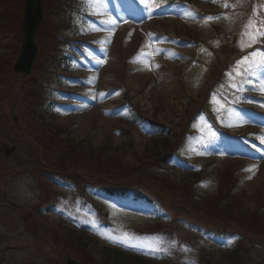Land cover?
<instances>
[{"label":"rangeland","instance_id":"rangeland-1","mask_svg":"<svg viewBox=\"0 0 264 264\" xmlns=\"http://www.w3.org/2000/svg\"><path fill=\"white\" fill-rule=\"evenodd\" d=\"M139 1L141 3L140 9L131 6V9L128 11H120L118 13L119 17L117 19V25L115 27L111 26V28L96 20L97 17H99L100 20H107L106 18L116 19L113 15L114 10L110 7L108 0L106 7L101 9V11H104L105 13L102 16L89 14L95 11V8L92 9V6H90V1L85 5L84 10L89 8V11H84L86 17L84 19L82 31L84 30V33L86 34H89L90 32L92 33V36L90 37H94L95 45L98 46V50L93 51L92 49H87L85 52L86 58L80 65L92 67L96 71L99 69L98 72L94 73L98 78L90 80V83L83 85V88H85L84 92L92 94L80 97L78 99L80 105L71 104L70 106H61L60 108L61 117H63L61 123L64 125H74L72 131L68 134L70 138L77 141L90 137L87 140V144L94 148L101 146L108 135H112L115 146L127 143L131 138V134L128 131L133 130V127H131L132 125H130L129 120H127V116L121 118L120 116L115 115L117 113L116 104L122 101L121 93L117 90H114L110 94L107 93V88L122 83L120 71L121 61H119V59L129 57L135 50V35H133V37L130 35L131 40H129L124 47L122 46L121 37L124 36L129 29V26H126L124 22L129 18L137 20L135 18L136 15H142L146 4L152 6V15L150 18L154 17L161 20L157 23L150 22V24H146V26L154 28L158 32L173 33L177 27H181L176 22L173 23L171 19L181 20L182 24L193 21L194 12L191 9L178 3L171 4V0ZM192 1L195 3L198 11L207 14L212 13L213 11H235L232 14H225L223 17L225 18L224 20L227 21V27L224 26V28L226 31L230 32L233 37L238 38L237 43L234 45L233 43L225 42V46H219L218 57H221L222 54V57L226 58V53L229 51L232 53H242L249 48L244 47L243 50L241 49L242 33L245 31V25L249 22L250 18L254 22H257L260 12L259 10L256 9V11L248 16V12H245L240 8H234L235 5L230 4V0H214L216 5L212 7H209L207 3L208 0H201L202 3L199 2L200 0ZM114 3L120 7L131 5L127 0H114ZM262 3H264V0H259L255 4L254 9L264 7V4ZM225 4L229 6L224 7ZM258 4L260 5L256 6ZM240 6H245V1L241 0ZM249 11H252L251 8ZM261 11H264V9ZM254 13L256 14L253 15ZM50 15V22H55L57 18L56 13L51 11ZM105 16L107 17L105 18ZM120 17L125 20L121 21ZM203 20L206 22L205 18H203ZM213 30L215 31V29ZM248 31H251V29ZM208 34L209 33H207L206 30L195 31L193 33L196 38H204L206 43ZM215 34H217V32H215ZM166 41V38H160L156 35L153 37L152 41H148V47H154L152 57L151 59H147L146 57L150 54V52H147L142 55V57H137L135 61H133V64L130 66L131 71L125 76V87L128 88L131 94L130 96L133 97L135 103H138L143 109L148 110L152 115L155 114L157 108L161 109L162 107L163 109L166 108L169 112L168 117L174 119L182 111L185 103L184 100L188 101L187 97L193 96L194 98H197L199 90L204 91L206 89L205 77L209 74V71L203 75L205 70L203 67L202 69L204 70L191 66V72H187L191 79L187 81L188 84H183L182 76L185 73V69H187V65L185 64L186 61L179 60L181 65L169 64V57H165L166 50L169 49V45L165 44ZM244 41L247 43V37H244ZM183 47L186 48L184 50L185 53L193 52L190 45L184 44ZM119 49L122 50V52ZM207 50L208 49H204V52L200 54L201 58L206 61L211 59V53ZM93 52L97 55V58L94 56V59L92 60L94 64L90 65V62H88V56L92 57ZM98 55H100V57ZM159 59L161 62H159ZM214 61L215 57L212 63ZM78 65L79 63H76L74 68L78 67L79 70L86 72L84 67ZM241 67L243 68L244 66ZM48 70L49 69H47V82L50 80ZM195 71L202 73L199 74V78L197 79V81H201L198 87H194L192 80V75ZM13 78V85L5 90L7 91L8 96L17 93L23 94L26 91L33 90V88L35 89V87L27 81L26 77L15 74ZM44 78V74H41L38 77H35L34 81L42 82ZM230 78L231 80L228 79V82L231 84L237 83L241 80V77L235 75V71H233V76ZM84 82L86 83L87 81ZM68 84L69 83H67V85ZM244 89H246L244 90L245 93L249 95L260 96L262 103H247L246 99H242L240 95H231L226 91L223 95L225 99L218 96L214 97L212 101L213 106L218 108L220 105L216 103V100H219L224 107L217 113H223L226 107L233 103L234 97H237L239 98V103L250 105V107H257L258 112L249 114L245 112L238 113L240 118H232L230 124H236L239 125V127H236L237 129H235L234 126H228V124L225 126L226 131L232 133H247L248 131L251 132V129H257L258 127L264 131V123L261 122V115L259 114V111H264V106H261L264 104V93L254 89L251 84L245 86ZM21 90H23V92ZM253 98L254 97H250L248 99L253 100ZM14 100V96L8 97L4 111L13 112L18 115L21 113V110L17 109V106L13 109ZM158 114L161 117H165L167 112L160 111ZM197 126L200 129L199 131H202L204 128L203 121H199ZM170 135V132L163 127H150L146 129L143 140L144 143H147L150 140H160ZM258 137V141L264 145V142H262L264 135H259ZM8 143L12 145V141ZM196 144L197 147L194 149L195 151L192 152L191 159L201 157L200 149H198L201 148V142H196ZM26 149L27 146L21 144L20 153H24V150ZM255 152L262 158H246L241 160L240 163H237L236 161H232L230 157H226L224 160L216 163L221 166L231 165L234 167H242L244 165V171L242 172L244 181L241 188L246 190L250 195L256 193V195L252 196L249 200V205L251 207L254 205L253 202L264 197V149H255ZM2 157L3 156L1 155L0 169L8 164L2 159ZM249 168H252L251 172L246 171V169ZM249 177H251V179H249ZM215 182L218 184L216 180ZM216 184L213 187L210 185L211 191L214 189V191H216ZM35 186L39 188V185L35 183V178L32 177L26 176L13 179V184L10 188L11 195L17 199L19 203H26V207L22 208L23 210L17 206H7L9 208L1 206V204L9 202H3L2 198H0V255L1 251L6 254L5 259L0 264H66L67 255L65 253L58 258H54L53 260L55 261H51L48 256H45V252L42 250H47V245L41 239V233H38L39 230L44 232V227H47L43 223L58 225L54 220L60 218L66 220L71 229L85 227L87 230L91 231L90 235L99 238L102 243L109 245V247L113 249L124 251L127 254H124V257L128 258V261L126 262L127 264H196L195 260L190 256L191 253L189 252L188 254V249L177 250L174 244L166 246L163 242H159V240H156L150 235H136L134 233V229H132L131 226H136L137 229L147 230L154 226L153 223L156 218L167 215L164 211L155 206L145 205L140 209L139 204H134L133 202H116L117 205H114L113 201L109 202L105 196L92 191L90 192L89 197L95 201L105 203L108 208V213L117 218L111 219L114 223V227L107 228L102 226L97 220L89 219L80 209L75 210V208H73L72 213L76 214L77 217L71 216L69 198H71L70 196H74L78 202L79 194L73 188L62 187L61 189L63 190H61V192L65 196V198L62 196L64 201L45 207L44 215L33 217L32 219L27 216L26 218L28 220H25L23 214L26 216V212L30 210L29 208L31 205H35L37 202L41 201V192H39V189L35 188ZM67 196L69 197L67 198ZM130 204L134 205V207L139 210L130 212L117 207L122 205L130 206ZM33 221H35L37 225ZM32 226L37 230L36 235L31 232ZM123 233L133 235L135 237L134 242L140 244L141 248H129L120 243L105 239V236L109 235L116 239ZM155 244H161L168 250L155 253L148 252L147 247ZM107 251L108 250H105V252ZM111 255L113 256L112 253ZM138 260H142L143 262H139Z\"/></svg>","mask_w":264,"mask_h":264},{"label":"snow or ice","instance_id":"snow-or-ice-1","mask_svg":"<svg viewBox=\"0 0 264 264\" xmlns=\"http://www.w3.org/2000/svg\"><path fill=\"white\" fill-rule=\"evenodd\" d=\"M144 2V0H142ZM107 5V0H92V3L90 6L95 8V11L92 13H89L90 15H97L102 16L104 15V11H101V9H104ZM229 5L225 4L224 7H228ZM151 5L146 4L145 9L143 10V14H146L148 17H151ZM254 13L253 15H255ZM122 19V18H121ZM206 20L212 21L220 19V17H213L208 16L205 17ZM126 22V21H125ZM101 24L107 25L111 28V26H115L117 24L116 19H107V20H101ZM264 22H254L251 18L249 19V22L245 25V31L242 33L241 38V49L243 50L244 47H252L254 43L258 41L259 38L264 37V26H262ZM251 29V31H248ZM99 30V29H96ZM244 37H247V43L244 41ZM102 62V61H98ZM241 66H244L243 68ZM235 75L237 77H241V83L247 82L248 84H251L254 89L259 90L260 92L264 93V51L262 50H256L244 57L241 58V60L236 62V65L234 67ZM229 77L233 76L232 72L228 73ZM231 87L235 88L237 91H242L246 89H242L240 85H237L236 83H233ZM247 103H253L254 101L252 99L246 98ZM216 103L220 106L216 108L215 110L217 112H220L221 109H223L224 105L220 103L219 100H216ZM261 106H264L262 104ZM236 118L239 119V114L235 111L229 112V119ZM206 123V122H205ZM229 126H235V125H229ZM209 129L211 128V125H208ZM216 139V132L215 131H209L208 137L205 140L204 136L202 134L201 136V149H206L207 144H211ZM262 142H264V138H262ZM246 171L251 172L252 168L246 169ZM251 179V177H249ZM206 186V185H202ZM105 239L112 240L115 243H120L126 247L129 248H136L140 249L141 245L135 243V237L129 233H123L120 237L114 239L113 236H105ZM168 249L164 248L161 244H155V245H149L147 247L148 252H162L167 251ZM187 250V249H186Z\"/></svg>","mask_w":264,"mask_h":264},{"label":"trees","instance_id":"trees-1","mask_svg":"<svg viewBox=\"0 0 264 264\" xmlns=\"http://www.w3.org/2000/svg\"><path fill=\"white\" fill-rule=\"evenodd\" d=\"M0 16H1V14H0ZM9 19H11V17ZM10 73H11V69L5 68L4 65H2V68L0 66V75L3 74L5 76V74H6L7 77H10L11 76V75L9 76ZM1 85H5L7 87L5 79H3L2 77H0V86ZM7 94H8L7 91H5V93H4V89H0V102L3 101L6 97H12V96H19L20 95V94L17 93L15 95H9L8 96ZM1 109H2V105H0V112H2ZM6 116L7 115L0 114V129L2 127L3 121L5 120ZM40 131L41 132H38V135H39L40 139H44L43 134H46V132H45V130L42 127L40 128ZM51 138H52V141H54L55 136L52 135ZM44 142H45V140H44ZM117 151L118 150H113V151L106 150V149L99 150L97 153H95V156L98 159V165L110 166V167H118L119 163L121 161L122 154L120 152H117ZM10 172H11V169H10ZM241 217L244 218L245 214L242 215ZM252 222H253V225H256V219H255L254 215H252ZM250 229L253 230L254 232H260V233L262 232V233H264V230L259 231V229H253V228H250ZM261 243H264V239L261 241ZM80 248L82 250L81 254L85 258H87L89 260L90 259H94V256L92 254H90V252L88 251V246L87 245L81 243L80 244ZM208 254H210V251L208 252ZM232 254L233 255L236 254L234 257L238 258L239 254H240L239 249L238 248L235 249V251H233ZM231 256H232L231 253L228 252L226 255H224V259L223 260L225 261L227 258H229ZM205 257H207V255ZM110 260H111L110 257H107V258H103L101 261H102L103 264H113ZM220 262H222V261H220ZM223 264H228V263L223 262Z\"/></svg>","mask_w":264,"mask_h":264},{"label":"water","instance_id":"water-1","mask_svg":"<svg viewBox=\"0 0 264 264\" xmlns=\"http://www.w3.org/2000/svg\"><path fill=\"white\" fill-rule=\"evenodd\" d=\"M28 2L29 9L23 25L25 30V44H27L23 52V57H25V61H23V57L21 59V62L23 63L28 62L26 68L31 64L34 57V54L32 55L31 47H29V45L34 47L33 42L29 41V38L31 39V37H29V33H31V36L33 35L38 26V19L40 17V0H29Z\"/></svg>","mask_w":264,"mask_h":264}]
</instances>
